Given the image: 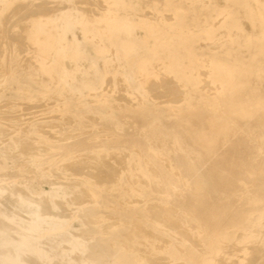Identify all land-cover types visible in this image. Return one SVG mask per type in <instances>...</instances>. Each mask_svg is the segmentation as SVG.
Here are the masks:
<instances>
[{
	"label": "rangeland",
	"instance_id": "rangeland-1",
	"mask_svg": "<svg viewBox=\"0 0 264 264\" xmlns=\"http://www.w3.org/2000/svg\"><path fill=\"white\" fill-rule=\"evenodd\" d=\"M41 1H42V3H41ZM0 2H1L0 3V29H1L0 30V37L3 36L2 40H3V42L5 41L4 42L5 44H3L2 40H0V45H1V47H0V50H1L0 51V55H1L0 56V63H1L0 66H3L7 72L6 76L4 78L0 77V100L2 98H7V99H11V100L13 98H15L12 101L15 104L12 103L11 105H9V107H7V106H6L7 108L4 107V110L2 112H0V114H1L0 116H2V115L8 116L10 118L9 120H11V121L8 120L9 122H7V123H9V125L2 122L1 126L3 129H5L4 130L5 131V139L4 140L10 139L12 137H17V136L19 139L23 140V141H20L18 143V149H20V150L17 152L18 156H17V160L15 163L17 166L20 165L21 163L23 165L28 164V163L19 161L20 158L30 156V154L33 153V151L37 152L38 149L40 150L41 147H43V145L44 146L52 145V143H46V142H40V143L28 142L27 139H28L29 135H26L25 129L29 130V132L36 133L38 135H40L42 133L41 137L45 136L48 138L50 137V139H55L57 141V143H55V145H53V146H57L58 148H60V146L62 145L59 139H61L63 137L64 138L72 137L71 140L74 139L73 141H75V142L72 141L73 143H71L69 147L63 146V148H61L58 151L59 152L57 154L58 156L57 155L56 156H57V158L60 159L62 157V155L64 156L65 153H67V151L70 148H72V146H73L78 151L83 150L82 152H86V153L88 152L90 154V157H92V158L88 157V159L87 158L84 159L85 161L84 160H77V161H73V162L64 161L65 165L67 167H68V165H70L69 168H73L75 170V171L72 170V172L70 171L69 172L70 175H66V177L70 178L67 181L68 182V186H67L68 192L72 195V197L76 196L75 198H77V199H75V198L74 199L77 200V202H82V201L89 200L88 199L89 193L83 187L79 188V186H77V183H75L76 180H74V179H76V177L79 178L81 176V175L76 174L77 170L78 171L80 170V172H82V173L88 171L87 173H89L91 176H93V180H96V179L98 180V178H101V180L99 179V181L107 182V181L112 180V177H114V176L116 178V175L113 174L116 171L121 170L125 167L129 168V167H131V165H133V161L128 162L127 159H125L122 155H120V157L116 156V158L113 157V155L112 156L110 155V158H112V159H110L109 157L102 156V155H101L102 157H100V158L96 157L95 153H93V152H95V150H93V149H98V148L101 149L102 147H107V146L112 147L114 145L113 147H115V146L120 147L121 146L120 148L122 149V151L123 152L125 151L124 153H126V151H127L126 148L129 149L130 147L131 148L136 147L137 150L139 149V151H141L143 153V161L144 162L147 161L150 163V161H152L153 167L151 165V168L154 170V168L156 167V169L158 168L159 170H162V171L166 168V165H164L163 160H161L159 157H157L155 155V153L161 154V155H163L165 153L163 155V157L168 154L169 156L167 155L168 157L166 156L165 158H170L174 162L176 167H178V168L182 167V168H180L181 171L183 172L184 176L187 179H189L191 182H193L195 180V178L198 175L197 173L201 172V173H199V175L196 179H199V181L201 183H204L205 191H207L205 194V198H200V196H199L198 201L195 202L194 201L195 194L193 192L187 190L181 182L177 181L175 178H172L171 175L165 173L164 174V182L161 184H153L152 188L147 190V192L149 191V193L147 194V192H146V196L148 197V195H149L150 200L151 201L153 200L152 202H155L153 198L156 199V202H160L159 199H161V198H162L161 201H164L165 199L167 200V201L166 200L165 201L169 205V207H166V208H169L168 210H166V208H165V210H161L160 209L161 207H159V206L156 208L150 209V213H154V211H155V213H154L155 219L158 221H154V222L151 220L147 221L146 219H148V217H147V214L145 213L142 205H140L138 207V209L140 211L137 209V210H134L135 212H133V210L132 211L129 209L127 210L125 208H123L125 210H122L123 206L121 204L116 209L107 208L108 210L107 209L105 210V212H104L105 216L104 217L105 218L107 217V218L103 222L104 224L101 225L102 230L105 229L104 232L110 231L113 223L118 222V216H120V215L122 216V214H123L122 217L127 219V221L129 220L130 222L128 221L125 224V226H123L124 228L121 227L119 229V230H121V231H119L120 234L118 231L115 233L116 237H117V241L119 242V244L123 243L122 245L129 246L132 243V241H130V240L133 239L135 234H138V228H136V227H139L137 224L140 221L141 223H144L145 225L147 224L146 226L147 227L149 226L148 228H150L154 233H157V235L160 238L163 237L162 239H164L165 241L168 238L171 239L169 241L167 240L169 243H168V246L165 249V251H156L155 256L157 258L156 257L151 258L152 262L156 260L155 261L156 263L153 262V264L154 263L155 264H160V263L165 264V262L167 261V260L164 261L165 256L171 257L172 260L177 264H180V263L203 264L205 262V260L208 259L204 255L203 246L202 247L199 246V239L198 238H197L198 240L191 239L192 237H191V234L188 230V227H184V224H180L181 222H180V219L178 217L179 215L182 214V212H183L182 210H185V211L189 210V211L194 212L196 214V216L202 222V225H203L202 229L204 232H203L201 238L205 242L207 247L212 249L213 253H212L210 259L213 260V263L215 262L214 264H216V263L220 264V262H221V264H231V263L232 264H249L247 259L250 258L249 259L250 261H252V260L254 261L255 259H252V258H254L255 255H256L257 259L259 258V256H261V257L258 260L256 259L255 260L256 262L255 261L254 262L249 261L250 264H253V263L254 264H264V260H263L264 259V249H263L264 248V224H261V221L264 220V146H261V144L264 145V122H263V125H261L260 124L261 121L259 122V120L253 119V122L251 125L252 127H248V129L250 131H252L254 134L252 136H249L248 138L246 136H238L237 137V142H240L243 144V145H241L243 150H245V147L247 148V152L242 154V158H241L240 163H242L243 166L240 168H235L232 166V157H231V153L229 152V149H231L232 146L230 147V141H229V137L227 135H222V146L225 148V151H223V154L221 151L220 152L221 155L219 154L220 155L219 157L218 156H214L215 158L208 157L207 154H205V152L204 153L200 152V154H199L198 151H196V149L194 147L196 145L191 141V139L189 140L190 136L188 138V136L182 130L183 129L182 127L186 128V129H188L190 127H194V126H195V128H200V127L202 128L204 125H206V126H208V128H211L213 126H209V123L211 124V123H215L217 121V120L213 119V112L214 113H217V112L220 113L221 111H226V112L230 111L231 108L233 107V103L229 100V97L227 96V94H221V92H219V90L217 91L215 89L208 88L206 86L207 84L204 85V83L201 81L200 74L198 75V73L192 72L187 77L186 73L180 71L179 69L182 66H184V64H183L184 58L183 57L164 55L163 52L165 50L163 48L162 51L158 50V52H159L158 55L151 57V58L155 59L154 63H148V62L142 63V61L144 59H146V57L141 56V59H140L139 56L135 57V56H128V55H124V56H122V55H118V56L117 55H109L108 57H106V60L108 62L106 63V65H102V66H100L99 64L91 63V62H86L84 59V56H72V57L68 56L64 60L65 63H63L60 60V56L62 55L63 51H65V50L71 51L72 50V42L70 40L68 41V38L72 37V12H71L72 11V0H0ZM20 3H22V4H20ZM60 3H62V4H60ZM35 4H37V5H35ZM39 4H42V5H39ZM43 4H44V6H43ZM38 6H40V7H38ZM43 7L44 8L46 7V8L44 9ZM47 9H49V10H47ZM33 10L36 13L35 12L33 13ZM20 14H21V16H20ZM23 14H24V16H23ZM36 14H38L39 16ZM28 16H29V18H28ZM8 17L10 20L8 19ZM27 18L29 19V20H27L28 23L25 20ZM8 20H9V23H6V21L8 22ZM21 21L23 24L25 23L26 25L23 26L21 24ZM1 22H2V24H1ZM13 22H16V23L18 22V25H20V26H15L16 23H13ZM64 22H66V23H64ZM38 23L41 26H37ZM61 23H64L65 27H66L63 34H61V32H60ZM21 25H22V27H21ZM4 26H5V29L3 28ZM19 27L22 28L21 31H20ZM25 27L27 29H25ZM8 29L10 30L11 33L13 31V33H15V34H10V36H9L10 32H8ZM1 31L5 35H3L1 33ZM22 31H24V32H22ZM16 33H17V35H16ZM19 33L20 34L22 33V35H26L27 37L26 36L24 37L26 39L25 40H24V38L22 39V37H23L22 35H20V37H19L20 39H18ZM8 37H9V39H8ZM4 38H6V39H4ZM21 39H22V41H20ZM7 40H9L8 41L9 43L7 44V46H5ZM13 40H15L16 43L13 42ZM23 41H26V42H23ZM57 42H58V44H57ZM22 43L23 44L25 43L24 46ZM26 45H27V47H26ZM17 46H19V49ZM29 46L32 48H29ZM7 47H9V48H7ZM25 47H26V49H25ZM4 50L8 53H6ZM20 50L22 51V54H20L21 53ZM23 50H24V53H23ZM35 51L37 53H35ZM13 52H16V53H13ZM51 52H52V54H51ZM7 54H8V56H7ZM30 54H31V56H30ZM25 56H27V58H25ZM131 57H133V58H131ZM138 58L141 60V66H143L142 73H139L138 72L139 70H136L137 65H136V63L133 62V61H135V59H138ZM129 59H130V61H129ZM4 60H5V62H4ZM31 61H32V63H31ZM144 61H146V60H144ZM168 61L170 63H168ZM26 62H28V63H26ZM35 62H36V65H35ZM5 63H6V65H5ZM24 63H26L27 65L26 64L24 65ZM132 63H134L135 66ZM71 64H72V67L78 69V72H77L76 77L72 78L71 80H68V79L63 77V74H62L63 73V66L66 65L69 68V67H71L70 66ZM119 64H121L122 66ZM164 68H166V71H164ZM101 69H102V71H101ZM112 69H114V70H112ZM160 74L161 75L165 74V76H174L175 81L178 82L179 84H181V82H183V81L188 82L189 85L192 86V88L190 89L189 102L187 101L188 99H186V100L184 99L181 102L179 101L178 104L177 103L176 104L171 103L170 101H172L175 98L178 99V96L172 95V97H170V93L168 94L169 90L171 89L170 86L166 87V85H165L164 88L158 89L160 91L154 90V92H157V94L153 92V89L149 90L150 85L152 83H154V81H158L161 78ZM118 76H119V78H122V79H119ZM204 79H207V78H204ZM118 80H122V81L119 82ZM208 80H212V77L209 76ZM105 81H107V82H105ZM108 82H109V84H108ZM201 84H203V85H201ZM123 85H125V86H123ZM199 85L204 86V88L203 87L200 88L202 92L200 91V89H198ZM165 88H167L166 90L168 92H166ZM209 90L212 93L209 92ZM254 90L257 91L260 89H254ZM262 90L264 92V89H262ZM120 91H122V92H120ZM206 91H208V92H206ZM162 92H164V94ZM165 92L168 94V95L167 94L166 95L169 96L172 100H170L169 97H166ZM89 93H90V95H89ZM98 93H100V94H98ZM117 93H119V94H117ZM120 93H121V95H120ZM160 93L162 95H165V97L161 98L162 95ZM203 93H205V94H203ZM6 94H7V97H6ZM153 94L158 95V97H160V98L157 99L158 97L156 95H155V97L152 96ZM194 94H196V95L193 96ZM212 94H213V96H212ZM119 95L123 96V98L125 97L124 100H123V98L121 99V97H119ZM209 96H210V98H208ZM29 97H31V98H29ZM86 97H88V98H86ZM138 97H139V99H138ZM152 97H154V98L152 99ZM87 100H89V101H87ZM125 100H126V102H128L127 104H126ZM158 100H160L161 102H159ZM167 100H170V101H167ZM29 101H31V102H29ZM90 101H92V102H90ZM78 102L80 103V105ZM26 103L31 104V105H28V108H27ZM36 103H38L39 106ZM40 103L42 104V106H40L41 105ZM52 103H54V104H52ZM66 103H68V104H66ZM77 103H78V105H77ZM111 103H113V104H111ZM195 103H197V104H195ZM74 104H76V105H74ZM200 104H202V105H200ZM140 105L141 106L143 105V107H140ZM196 105H197V107H196ZM199 105L202 108H200ZM24 106L28 110H25L26 108ZM29 106H30V108H29ZM71 106H72V108H70ZM111 106H113L114 108ZM115 106L118 108L117 110L115 109L116 108ZM171 106H173V107H171ZM36 107H39V108H36ZM98 107H100V108H98ZM128 107H129V109H128ZM156 107H158V108H156ZM164 107H167V108H164ZM226 107H228V108H226ZM85 108H87V109H85ZM103 108L104 109L106 108V109L104 110ZM136 108H137V110H136ZM149 108H151V109H149ZM173 108H174V110H173ZM196 108L197 109L200 108V109H198L199 111ZM125 109H127V110H125ZM143 109H144V112H143ZM146 109L148 110V112ZM64 110L65 111L67 110V112L65 113ZM157 110L159 111V113ZM167 110H169V111H167ZM249 110L252 111L253 114L260 115V111L264 113V104H256V103L250 104ZM174 111H176V112H174ZM177 111L178 112L180 111V112L178 113ZM4 112H6L7 115ZM11 112H13V113H11ZM34 112H37V113L35 114ZM85 112H86V114H85ZM170 112H173V113H170ZM189 112L190 113L193 112L194 114L192 113V115H191ZM185 113H187V114H185ZM27 114H28V116H27ZM59 114H61L60 118L57 117V116H59ZM19 115L22 116V118H24V119L26 117V119L25 120L23 119V121L18 120ZM37 115H38V117H36ZM173 115H176V117L173 118ZM262 115H264V114H262ZM67 116H69V117H67ZM30 117H32V118L29 119ZM126 117H129V118H126ZM196 117H200V119H196ZM65 118H67V120ZM122 118L124 120H122ZM187 118H188V120H187ZM79 119H81V120H79ZM155 119H156V122H155ZM77 120L80 122L79 124H77L78 123ZM87 120H88V122H87ZM112 120H114V121H112ZM118 120H119V122L122 121L121 122L122 124L117 123ZM126 120H127V122H126ZM111 121H112V123H111ZM185 121H190L192 126H189ZM50 122L55 123V125L53 123H50ZM61 122L66 124V125L62 124ZM148 122H150V124ZM162 122H163V124H162ZM166 122H168L169 124ZM123 123H124V125H123ZM127 123H129V124L127 125ZM171 123H173V124H171ZM24 124H25V126H27V125H29V126L25 127ZM41 124H44V125L49 124L50 126H52V124H53L54 127L52 126V127L48 128L47 126H43V128H42ZM56 124H57V126H56ZM98 125H100L101 127ZM132 125H133V127H132ZM170 125L173 128H171ZM174 125H175V127H174ZM31 126H33L32 128H34V129H32ZM45 127H47V128L45 129ZM99 127L101 129H99ZM106 127H108V128L106 129ZM28 128H30V129H28ZM67 128H69V129H67ZM135 128H136V130H135ZM23 129H24V131H23ZM17 131H20V132H18V135H17ZM57 131H58V135L56 134ZM75 131H77V132H75ZM117 131H119V132H117ZM45 132H46V134H45ZM73 132H75V133H73ZM255 132L258 134H256ZM59 133L63 134V135H60ZM64 133H68V134L64 135ZM76 133L79 136L76 135ZM104 133H105V135H103ZM110 133H112V134H110ZM71 134H72V136H71ZM173 134H174V136H173ZM11 135H13V136L11 137ZM19 135H21V136H19ZM53 135L55 136V138H52ZM66 135H67V137H66ZM132 135H134V136H132ZM145 135H148V136H145ZM59 136H61V137H59ZM74 136H76V137H74ZM96 136H97V139H96ZM136 136H137V138H135ZM1 138H2V136H1ZM22 138H24V139H22ZM90 138L91 139L93 138V139L90 140ZM105 138H108V139H105ZM182 138H183V140H182ZM101 139H103V140H101ZM184 139L186 141H184ZM89 140H90V142H89ZM58 141H59V143H58ZM165 141H166V143H165ZM191 142L193 145L189 144ZM245 142L247 144H249L250 146L249 147L244 146ZM144 143H145V145H144ZM22 144H23V146H21ZM29 144H30L31 148H30ZM168 145H169V147H168ZM190 145L192 146V148ZM150 146H151V148H150ZM261 147L263 148V151H262ZM5 149H7V145H5ZM28 150H29V152H28ZM149 150H150V152H149ZM157 150H160V151H157ZM164 150H165V152H164ZM91 151H92V153H91ZM192 151H193V153H192ZM261 152H262V154H261ZM179 154H180V157L177 156ZM203 154L205 156H203ZM20 155H22V156H20ZM170 155H171V157H170ZM195 155H197V156H195ZM94 156H95V158H94ZM121 156H122V158H124L126 160V162L124 159L121 158ZM144 156H146V157H144ZM193 156H194V158H193ZM201 156H202V158L203 157H205V158L202 159ZM178 157H179V159H178ZM184 157H185V159H184ZM220 157H221V159L223 158L222 163L220 162L221 160H219ZM245 157L248 158L246 163L244 161ZM108 158H109V160H108ZM103 159H105V160H103ZM146 159H148V160H146ZM207 159H209V160H207ZM106 160L108 162H106ZM186 160H187V162H186ZM191 160H192V162H191ZM218 160H219V162H218ZM79 161L82 163H80ZM215 161H217V162H215ZM18 162H20V163H18ZM93 162L95 165L93 164ZM96 162L98 164L97 167H96ZM103 162L107 163L108 165H106ZM111 163L116 165L118 170ZM126 163H129V165H127ZM187 163H189L190 165ZM206 163H207V165H206ZM214 163H216L217 165L222 164L223 166L222 165L216 166V164H214ZM86 164H87V166H86ZM124 164H126V165H124ZM201 164H203L202 166H206V167H201ZM120 165L122 166V168L120 167ZM113 166H114V169H113ZM191 166H193V167H191ZM210 166H215L216 171H215L214 167L210 168ZM80 167H81V169H80ZM217 167H218V169H217ZM101 168H102V170H101ZM105 168L106 169L108 168V169H107V172L105 170V173H104L103 170ZM204 168H206V169L208 168L207 171H205ZM220 168L221 169L225 168L226 170H224V171L228 172L227 175L225 173H223L224 172L223 170L221 172ZM111 169L113 171L115 169L116 170H115V172L112 171L113 173L111 174V171H108ZM209 169H210V171H209ZM16 170H17V168H16ZM16 170H13V173H15ZM196 170H198V171H196ZM217 170H219V171H217ZM92 171H93V173H92ZM212 171H213V173H212ZM106 173H110L112 175V177H111V175L106 174ZM59 174H61V173H58V175ZM75 174L78 176H76ZM105 174L107 176H105ZM213 174H215V176H212ZM71 175H75L76 177L73 176L74 179H72ZM195 175H196V177H195ZM60 176H62V175H60ZM200 177L201 178L203 177V178L201 179ZM215 177H217V181H216ZM115 178H113V180ZM205 179L208 182L205 181ZM211 179H213V180L209 181ZM218 179L220 181H218ZM214 181H216V184ZM243 181H244V183H242ZM245 181H247V182L245 183ZM252 181H253V184H251ZM209 182H212V183H210L211 186L209 185ZM220 182H222V183H220ZM206 184H208V185H206ZM218 184L220 185V187L217 186ZM164 185L165 186L168 185V186L165 187ZM213 186H214L215 190H214ZM222 186H224V187H222ZM251 186L254 188H252ZM74 187H75V189H74ZM154 187H156V188H154ZM158 187H160V188H158ZM216 187H218L220 190L218 188L216 189ZM165 188L167 189V191L165 190ZM71 189H72V192H71ZM153 189H154V191H153ZM181 190L183 191V193ZM159 191H161L162 194ZM174 191H177V192H174ZM178 191L181 193H179ZM240 191H243V192H240ZM245 191L246 192L249 191V193L248 192L246 193ZM170 192H171V194H170ZM216 192H218V193H216ZM250 192H252V193H250ZM76 194L77 195L80 194V195H78L79 198ZM159 194H161V195H159ZM209 194L211 195V197ZM222 195H224V196H222ZM244 195L246 196V198ZM111 197H112L111 195L107 196L106 200H105L107 203L106 205H109L110 207H112L113 204L114 205L116 204L114 197L113 198H111ZM249 198L251 199V201ZM110 199H111V202L108 203V201ZM243 200H245V201H243ZM246 200H247V202H246ZM174 203H175V206H173ZM240 204H241V206H240ZM170 208L173 209L174 211L171 210ZM176 208H178L181 213H178L177 211H175ZM244 208H246V210ZM247 209H249V211ZM110 210H112V211H110ZM125 211H126V213H125ZM143 211H144V213H143ZM170 211L172 212L171 213L172 216L170 215ZM121 212H122V214H121ZM111 213H112V216H111ZM94 214L97 215L96 211L92 210L90 213L91 218L89 220V222H91L90 223L91 226H93L92 222H94L93 217L96 216ZM114 214H115V216H113ZM238 214H241V215H238ZM136 215H138V216H136ZM160 215H162L163 220H162V217ZM237 215H238V217H237ZM125 216L128 218H126ZM142 216H144V218H142ZM110 218H112V219H110ZM132 218H133V220H132ZM91 219H92V221H91ZM111 220L115 221V222H112ZM229 220H230V222H229ZM107 221H109V222H107ZM142 221H144V222H142ZM110 222H111V224H110ZM168 222H171V223L173 222V223L171 224ZM174 222H176V223L174 224ZM181 227L183 230L185 228L186 229L183 231L181 229ZM164 229H168V230H164ZM175 230L176 231L178 230V231L176 232ZM262 230H263V232H262ZM130 231H132V232H130ZM173 231H175V232H173ZM174 233H176V234H174ZM182 233H184V234H182ZM212 233H213V235H212ZM178 235H180V236H178ZM183 235H185V236H183ZM187 235H188V237H187ZM175 236L176 237L177 236L182 237V239L176 238ZM212 236H213V238H211ZM125 240H128V241H125ZM196 242H198V244ZM126 243H128V245ZM175 243H177V244H175ZM106 244H107L106 245V251L109 254H107L105 256V259H106V261L107 260L111 261L112 258L114 256H116L119 252L114 248L112 249L108 239L106 240ZM174 244L176 245L177 249H176ZM233 244H234V246H233ZM177 245H179L180 247ZM188 246H190L192 249L190 247L188 248ZM256 246H258V248H260L261 250L263 249V250L261 251ZM199 247L202 249V251ZM252 247H253V249H252ZM254 247H256V248H254ZM197 248H198V250H197ZM171 249H173V250H171ZM257 249H258V251H256ZM218 250H220L221 253H218L217 252ZM253 250H255V252H253ZM233 251H234V253H233ZM170 252H171V254H170ZM256 252L258 253L259 256L257 255ZM186 253H188V254H186ZM228 253L231 255H229ZM201 254H202V257H201ZM260 254H262V255H260ZM251 256H253V257H251ZM109 257H111V258H109ZM159 257L160 258L162 257V259H160ZM218 259H220V260H218Z\"/></svg>",
	"mask_w": 264,
	"mask_h": 264
},
{
	"label": "bare ground",
	"instance_id": "bare-ground-1",
	"mask_svg": "<svg viewBox=\"0 0 264 264\" xmlns=\"http://www.w3.org/2000/svg\"><path fill=\"white\" fill-rule=\"evenodd\" d=\"M91 1V0H90ZM99 1V0H98ZM216 1V0H215ZM6 2V1H5ZM38 2V1H37ZM47 2V1H46ZM74 2V1H73ZM147 2V1H146ZM149 2V1H148ZM214 2V1H213ZM218 2V1H216ZM221 2V1H219ZM1 3V2H0ZM4 3V2H3ZM42 3V1H41ZM76 3V2H75ZM82 3V2H81ZM137 3V2H136ZM234 3V2H233ZM22 4V3H20ZM26 4V3H25ZM24 4V5H25ZM46 4V3H45ZM48 4V3H47ZM50 4V3H49ZM62 4V3H60ZM73 4V3H72ZM88 4V3H87ZM99 4V3H98ZM221 4V3H220ZM17 5V4H16ZM29 5V4H28ZM37 5V4H35ZM39 5H42V4H39ZM81 5V4H80ZM103 5V4H102ZM139 5V4H138ZM227 5V4H226ZM3 6V5H2ZM19 6V5H18ZM44 6V4H43ZM46 6V5H45ZM74 6V5H73ZM91 6V5H90ZM100 6V5H99ZM129 6V5H128ZM141 6V5H140ZM146 6V5H145ZM181 6V5H180ZM233 6V5H232ZM17 7V6H16ZM25 7V6H24ZM40 7V6H38ZM93 7V6H92ZM101 7V6H100ZM135 8V6H133ZM158 7V6H157ZM219 7V6H218ZM13 8V7H12ZM44 8V7H43ZM46 8V7H45ZM44 8V9H45ZM49 8V7H48ZM66 8V7H65ZM140 8V7H139ZM144 8V7H143ZM26 9V8H25ZM40 9V8H39ZM120 9V8H119ZM37 10V9H36ZM42 10V9H41ZM40 10V11H41ZM49 10V9H47ZM62 10V9H61ZM142 10V9H141ZM156 10V9H154ZM205 10V9H204ZM25 11V10H24ZM27 11V10H26ZM38 11V10H37ZM52 11V10H51ZM104 11V10H103ZM136 11V10H135ZM237 11V9L235 10ZM3 12V11H2ZM19 12V11H18ZM35 11L33 10V13ZM44 12V11H43ZM72 12V11H71ZM21 13V12H20ZM23 13V12H22ZM36 13V12H35ZM50 13V12H49ZM48 13V14H49ZM77 13V12H76ZM91 13V12H90ZM6 14V13H5ZM44 14V13H43ZM47 14V15H48ZM102 14V13H101ZM234 14V13H233ZM13 15V14H12ZM11 15V16H12ZM16 15V14H15ZM18 15V14H17ZM32 15V14H31ZM38 15V14H36ZM85 15V14H84ZM88 15V14H87ZM91 15V14H90ZM94 15V14H93ZM215 15V14H214ZM10 16V17H11ZM21 16V14H20ZM24 16V14H23ZM33 16V15H32ZM39 16V15H38ZM41 16V15H40ZM96 16V15H94ZM105 16V14H104ZM127 16V15H126ZM143 16V15H142ZM19 17V16H18ZM86 17V16H85ZM90 17V16H89ZM128 17V16H127ZM167 17V16H166ZM2 18V17H1ZM25 18V17H24ZM29 18V16H28ZM25 19L26 22L28 23L27 20L29 19ZM43 18V17H42ZM48 18V17H47ZM97 18V17H96ZM101 18V17H100ZM169 18V16H168ZM167 18V19H168ZM173 18V17H172ZM188 18H191V17H188ZM194 18V17H193ZM9 19V17H8ZM12 19V18H11ZM17 19V18H16ZM33 19V18H32ZM91 19V17H90ZM93 19V18H92ZM130 19V18H129ZM186 19V18H185ZM10 20V19H9ZM9 20L8 22L6 21V23H9ZM35 20V19H34ZM133 20V19H132ZM151 20V19H150ZM154 20V19H153ZM183 20V19H182ZM198 20V18L196 19ZM13 21V20H12ZM23 21V20H22ZM21 21V24L23 26H25L26 24L22 23ZM49 21V20H48ZM54 21V20H53ZM65 21V20H64ZM93 21V20H92ZM168 21V20H167ZM193 21V19H192ZM191 21V22H192ZM136 22V21H135ZM149 22V21H148ZM163 22V21H162ZM174 22V21H173ZM176 22V21H175ZM186 22V21H184ZM13 23H16V22H13ZM66 23V22H64ZM64 23H61V34L64 33V30H65V24ZM2 24V22H1ZM17 24V25H16ZM15 24V26H20L18 25V22ZM134 24V23H133ZM136 24V23H135ZM171 24V23H170ZM179 24V23H178ZM177 24V25H178ZM191 24V23H190ZM209 24V23H208ZM21 25V27H22ZM47 25V24H46ZM59 25V24H58ZM75 25V24H74ZM147 25V24H146ZM165 25V24H164ZM188 25H189V22H188ZM187 25V26H188ZM192 25V24H191ZM203 25V24H202ZM3 26V25H2ZM37 26H41L39 23L37 24ZM128 26V25H127ZM140 26V25H139ZM60 27V26H59ZM130 27V26H129ZM132 27V26H131ZM137 27V26H136ZM149 27V26H148ZM161 27V26H160ZM173 28H175L174 26H172ZM191 27V26H190ZM207 27V26H206ZM2 28V27H1ZM5 29V26L3 27ZM8 28V27H7ZM24 28V27H23ZM29 28V27H28ZM128 28V27H127ZM187 28V27H186ZM20 31L22 28H20ZM25 29H27L25 27ZM36 29V28H35ZM59 29V28H58ZM126 29V27H125ZM152 29V28H151ZM176 29V28H175ZM185 29V28H184ZM189 29V28H188ZM245 29V28H243ZM1 30V29H0ZM7 30V29H6ZM24 30V29H23ZM37 30V29H36ZM129 30V29H128ZM136 30V29H135ZM138 30V28H137ZM162 30V29H160ZM26 31V30H25ZM38 31V30H37ZM133 31V30H132ZM221 31V30H220ZM223 31V30H222ZM4 32V31H3ZM8 32H10V30L8 29ZM24 32V31H22ZM27 32V31H26ZM42 32V31H41ZM215 32V31H214ZM250 32V31H249ZM2 33V31H1ZM125 33V32H124ZM130 33V32H129ZM141 33V32H140ZM205 33V32H204ZM222 33V32H221ZM247 33V32H246ZM3 34V33H2ZM10 34H15L10 32L9 33V36ZM139 34V33H138ZM220 34V33H219ZM218 34V35H219ZM257 34V33H256ZM5 35V34H3ZM17 35V33H16ZM20 35H22V33L18 35V39H20ZM197 35V34H196ZM204 35V34H203ZM8 36V35H7ZM22 39L26 36V35H22ZM81 36V35H80ZM131 36V35H130ZM153 36V35H152ZM156 36V35H155ZM191 36V35H190ZM198 36V35H197ZM5 37V36H4ZM27 37V36H26ZM36 37V36H35ZM175 37V36H174ZM178 37V36H177ZM244 37V36H243ZM3 36L0 37V40H2ZM76 38V37H75ZM80 38V37H79ZM87 38V37H86ZM141 38V37H140ZM259 38V37H258ZM6 39V38H4ZM9 39V37H8ZM22 39L20 41H22ZM26 38H24L25 40ZM81 39V38H80ZM89 39V38H88ZM125 39V38H124ZM204 39V38H203ZM17 40V39H16ZM120 40V39H119ZM133 40V39H131ZM130 40V41H131ZM136 41L138 39H135ZM133 40V42L135 41ZM200 40V39H199ZM9 40H7L6 42V45L9 43L8 42ZM11 41V40H10ZM5 42V41H4ZM2 40V43L5 44ZM12 42V41H11ZM13 42H15V40H13ZM23 42H26V41H23ZM120 42V41H119ZM138 42V41H137ZM153 42V41H152ZM161 42V41H160ZM16 43V42H15ZM118 43V42H117ZM135 43V42H134ZM190 43V42H189ZM198 43V42H197ZM220 43V42H219ZM2 44V45H3ZM23 44V43H22ZM25 44V43H24ZM23 44V46H24ZM27 44V43H26ZM58 44V42H57ZM136 44V43H135ZM134 44V45H135ZM139 44V43H138ZM231 44V43H230ZM21 45V44H20ZM19 45V46H20ZM28 45V44H27ZM26 45V47H27ZM55 45V44H54ZM171 45V44H170ZM178 45V44H177ZM204 45V44H203ZM218 45V43L216 44ZM9 46V45H8ZM19 46L18 49H19ZM96 46V45H95ZM139 46V45H138ZM159 46V44H158ZM186 46V45H185ZM1 47V45H0ZM10 47V46H9ZM7 47V48H9ZM25 47V49H26ZM60 47V46H59ZM149 47V46H148ZM178 47V46H177ZM189 47V46H188ZM197 47V46H196ZM202 47V45H201ZM204 48L206 47L205 45L203 46ZM239 47V46H237ZM236 47V49H238ZM5 48V47H4ZM29 48H32L29 46ZM94 48V47H93ZM97 48V47H95ZM118 48H119V45H118ZM173 48V47H172ZM2 49V48H1ZM21 49V48H20ZM86 49V48H85ZM138 49V48H137ZM157 49V47H156ZM163 49V48H162ZM176 49V48H175ZM6 50V49H5ZM4 50V51H5ZM52 50V49H51ZM173 50V49H172ZM193 50V49H192ZM1 51V50H0ZM8 51V50H7ZM18 51V50H17ZM16 51V52H17ZM21 51V50H20ZM119 51V50H118ZM121 51V50H120ZM139 51V50H138ZM141 51V50H140ZM162 51V50H161ZM169 51V50H168ZM6 52V51H5ZM16 52H13V53H16ZM72 50L69 51V50H65L63 51L62 55L60 56V60L64 62V60L66 59V57L68 56H75L74 53L72 54ZM148 52V51H147ZM237 52V51H236ZM8 53V52H6ZM23 53H24V50H23ZM35 53H37L35 51ZM90 53V52H89ZM88 53V54H89ZM102 53V52H101ZM139 53V52H138ZM205 53V52H204ZM2 54V53H1ZM22 54V51L21 53ZM52 54V52H51ZM122 54V52L120 53ZM142 54H143V51H142ZM168 54V53H167ZM202 54V53H201ZM91 55V54H90ZM140 55V54H139ZM172 55V54H171ZM238 55V54H236ZM1 56V55H0ZM5 56V55H4ZM8 56V54H7ZM31 56V54H30ZM93 57V56H92ZM97 57V56H96ZM25 58H27V56H25ZM51 58V57H50ZM59 58V57H58ZM133 58V57H131ZM188 58V57H187ZM33 59V58H32ZM98 59V58H97ZM139 59V58H138ZM238 59V58H237ZM242 59V58H241ZM263 59V58H262ZM27 60V59H26ZM30 60V59H29ZM28 60V61H29ZM134 60V59H133ZM189 60V59H188ZM200 60V59H199ZM240 60V59H239ZM130 61V59H129ZM138 61V60H137ZM5 62V60H4ZM3 62V63H4ZM45 62V61H44ZM51 62V61H50ZM238 62V61H237ZM245 62V60H244ZM263 62V61H262ZM28 63V62H26ZM24 63V65L26 64ZM32 63V61H31ZM158 63V62H157ZM156 63V64H157ZM206 63V62H205ZM228 63V62H227ZM250 63V62H249ZM1 64V63H0ZM8 64V63H7ZM134 64V63H132ZM159 64V63H158ZM208 64V63H207ZM244 64V63H242ZM6 65V63H5ZM27 65V64H26ZM33 65V64H32ZM35 65H36V62H35ZM46 65V64H45ZM115 65V64H114ZM121 65V64H119ZM154 65V64H153ZM180 65V64H179ZM71 67H67L66 65L63 66V77L68 79V80H71L72 78L76 77L77 75V72H78V69L72 67V64L70 65ZM89 66V65H88ZM109 66V65H108ZM116 66V65H115ZM122 66V65H121ZM135 66V65H134ZM258 66V65H257ZM256 66V67H257ZM25 67V66H24ZM27 67V66H26ZM45 67V66H44ZM85 67V66H84ZM256 67H253L254 70L256 69ZM52 68V67H51ZM115 68V67H114ZM155 68V67H154ZM7 69V68H6ZM54 69V68H53ZM242 69V68H241ZM246 69V68H245ZM249 68H247L248 70ZM8 70V69H7ZM56 70V69H55ZM114 70V69H112ZM121 70V69H120ZM132 70V69H131ZM201 70V69H200ZM253 70V72H254ZM135 71V70H134ZM207 71V69H206ZM231 71V70H230ZM237 71H240V70H237ZM256 71V70H255ZM120 72V71H119ZM123 72V71H122ZM200 72V71H199ZM251 76V72L248 71ZM6 70L4 69L3 66H0V77L4 78L6 76ZM55 73V72H54ZM187 73V72H186ZM206 73V72H204ZM241 73V72H240ZM244 73V72H243ZM61 74V73H60ZM134 74V73H133ZM229 74V73H228ZM121 75V74H120ZM119 75V76H120ZM161 75V74H160ZM200 75H201V72H200ZM243 75V74H242ZM247 75V76H248ZM118 76V78H119ZM206 76V75H205ZM231 76V75H230ZM245 76V75H244ZM160 78V77H159ZM61 79V78H60ZM107 79V78H106ZM119 79H122V78H119ZM2 80V79H1ZM36 80V79H35ZM54 80V79H53ZM39 81V80H38ZM119 82L122 81V80H118ZM141 81V80H140ZM202 81V80H201ZM253 81V80H252ZM107 82V81H105ZM118 82V83H119ZM153 82V81H152ZM54 83V82H53ZM147 83V82H146ZM145 83V84H146ZM234 83V82H233ZM252 83V82H251ZM255 83V82H254ZM107 84V83H106ZM109 84V82H108ZM124 84V83H123ZM151 84V83H150ZM208 84V83H206ZM229 84V83H228ZM250 84V83H249ZM66 85V84H65ZM64 85V86H65ZM119 85V84H118ZM166 85V87L170 86L171 89L169 90V92L166 90L167 88H165L166 92H168V94L170 93V97L173 96H178V99L175 98V99H171L169 96H167L168 94L165 92V95L166 97H169L170 100H167V101H170L171 103H177L184 99H186V90L183 89L182 85L179 84L178 82L172 80V77H166L165 74L161 75V78L158 80V81H154V83H152L150 85V88L149 90H152L153 89V92L154 90L156 91H160L158 89L160 88H164ZM202 85V84H201ZM205 85V84H204ZM227 85V84H226ZM17 86V85H16ZM122 86V85H121ZM125 86V85H123ZM142 86V85H141ZM149 86V85H148ZM207 86V85H206ZM209 86V85H208ZM207 86V87H208ZM230 86V85H229ZM254 86V85H253ZM112 87V86H111ZM202 87V86H201ZM216 87H218L216 85ZM251 87V86H250ZM264 87V86H263ZM16 88V87H15ZM67 88V87H66ZM105 88V87H104ZM103 88V89H104ZM144 88V87H143ZM147 88V89H148ZM204 88V86H203ZM202 88V89H203ZM210 88V86L208 87ZM219 88V87H218ZM200 89V88H198ZM212 89V88H211ZM229 89V88H228ZM58 90V89H57ZM56 90V91H57ZM148 90V91H149ZM218 91V89H216ZM7 91V90H6ZM147 91V90H146ZM171 91V92H170ZM201 91V89H200ZM199 91V92H200ZM214 91V90H213ZM4 92V91H3ZM90 92V91H89ZM99 92V91H98ZM106 92V91H105ZM122 92V91H120ZM197 92V91H196ZM202 92V91H201ZM204 92V91H203ZM208 92V91H206ZM209 92H211L209 90ZM239 92V91H238ZM148 93V92H147ZM157 94V92H154ZM159 93V92H158ZM164 94V92H162ZM212 93V92H211ZM210 93V94H211ZM63 94V93H62ZM69 94V93H68ZM67 94V95H68ZM100 94V93H98ZM109 94V93H108ZM119 94V93H117ZM145 94V93H144ZM152 94V93H151ZM155 94V95H156ZM161 94V93H160ZM205 94V93H203ZM202 94V95H203ZM42 95V94H41ZM87 95V94H86ZM90 95V93H89ZM93 95V94H92ZM97 95V94H96ZM121 95V93H120ZM121 99L123 98V96H120ZM155 95L153 94L152 96L155 97ZM162 95V94H161ZM160 95V96H161ZM165 95H162V97H165ZM196 94H194L193 96H195ZM11 96V95H10ZM28 96V95H27ZM30 96V95H29ZM45 96V95H44ZM47 96V95H46ZM65 96V95H64ZM135 96V95H134ZM158 97V95H156ZM180 96V97H179ZM205 96V95H204ZM213 96V94H212ZM211 96V97H212ZM215 96V95H214ZM6 97H7V94H6ZM66 97V96H65ZM117 97V96H116ZM118 97V98H119ZM152 97V99L154 98ZM156 97V98H157ZM206 97V96H205ZM31 98V97H29ZM35 98V97H34ZM33 98V99H34ZM42 98V97H41ZM52 98V97H51ZM88 98V97H86ZM103 98V97H102ZM106 98V97H105ZM108 98V97H107ZM125 98V97H124ZM123 98V100H124ZM160 97H158L157 99H159ZM174 98V97H173ZM210 98V96L208 97ZM258 98V97H257ZM15 99V98H13ZM13 99H7V98H2L0 100V112H2L4 110V107H9V105H11L13 102ZM17 99V98H16ZM26 99V98H25ZM36 99V98H35ZM79 99V98H78ZM120 99V98H119ZM127 99V98H126ZM139 99V97H138ZM217 99V98H216ZM27 100V99H26ZM76 100V99H75ZM74 100V101H75ZM218 100V99H217ZM40 101V100H39ZM89 101V100H87ZM93 101V100H92ZM90 101V102H92ZM120 101V100H119ZM159 102H161L160 100H158ZM235 101V100H234ZM25 102V101H24ZM31 102V101H29ZM109 102V101H108ZM111 102V101H110ZM126 102V100H125ZM130 102V101H129ZM139 102V101H138ZM193 102V101H192ZM196 102V101H195ZM208 102V101H207ZM206 102V103H207ZM221 102V101H220ZM219 102V103H220ZM236 102V101H235ZM240 102V101H239ZM55 103V102H54ZM52 103V104H54ZM70 103V102H69ZM72 103V102H71ZM79 103V102H78ZM77 103V105H78ZM128 102H126L127 104ZM140 103V102H139ZM170 103V104H171ZM194 103V102H193ZM204 103V102H203ZM212 103V102H211ZM214 103V102H213ZM223 103V102H222ZM15 104V103H13ZM24 104V103H23ZM27 104V108H28V105H31V104ZM25 104V105H26ZM38 105V103H36ZM35 104V105H36ZM41 104V103H40ZM64 104V103H63ZM68 104V103H66ZM113 104V103H111ZM115 104V103H114ZM120 104V103H119ZM130 104V103H129ZM141 104V103H140ZM197 104V103H195ZM205 104V103H204ZM208 104V103H207ZM50 105V104H49ZM76 105V104H74ZM80 105V103H79ZM88 105V104H87ZM118 105V104H117ZM202 105V104H200ZM199 105V107H200ZM227 105V104H226ZM230 105V104H229ZM235 105V104H234ZM39 106V105H38ZM42 106V104L40 105ZM114 106V105H113ZM111 106V107H113ZM191 106V105H190ZM195 106V105H194ZM228 106V105H227ZM238 106V105H237ZM243 106V105H242ZM240 106V107H242ZM6 107V108H7ZM23 107V106H22ZM25 107V106H24ZM32 107V106H31ZM61 107V106H60ZM91 107V106H90ZM95 107V106H94ZM105 107V106H104ZM116 107V106H115ZM121 107V106H120ZM127 107V106H126ZM140 107H143V105ZM173 107V106H171ZM177 107V106H176ZM188 107V106H187ZM197 107V105H196ZM207 107V106H206ZM218 107V106H217ZM229 107V106H228ZM226 107V108H228ZM11 108V107H10ZM26 108V107H25ZM25 109V110H28V109ZM30 108V106H29ZM36 108H39V107H36ZM72 108V106L70 107ZM100 108V107H98ZM108 108V107H107ZM114 108V107H113ZM122 108V107H121ZM135 108V107H134ZM158 108V107H156ZM164 108H167V107H164ZM175 108V107H174ZM173 108V110H174ZM183 108V107H182ZM192 108V107H191ZM202 108V107H200ZM198 108V109H200ZM247 108V107H246ZM16 109V108H15ZM87 109V108H85ZM104 109V108H103ZM102 109V110H103ZM106 109V108H105ZM104 109V110H105ZM116 110L118 109L117 107L115 108ZM129 109V107H128ZM151 109V108H149ZM179 109V108H178ZM197 109V108H196ZM197 109V110H198ZM222 109V108H221ZM24 110V109H23ZM101 110V111H102ZM103 110V111H104ZM127 110V109H125ZM135 110V109H134ZM137 110V108H136ZM147 110V109H146ZM190 110V109H189ZM210 110V109H209ZM18 111V110H17ZM16 111V112H17ZM65 111V110H64ZM122 111V110H121ZM150 111V110H149ZM158 111V110H157ZM169 111V110H167ZM199 111V110H198ZM220 111V110H219ZM233 111V110H232ZM60 112V111H59ZM62 112V111H61ZM67 112V110L65 111V113ZM100 112V111H99ZM112 112V111H111ZM143 112H144V109H143ZM148 112V110H147ZM155 112V111H154ZM176 112V111H174ZM178 112V111H177ZM180 112V111H179ZM178 112V113H179ZM183 112V111H182ZM209 112V111H208ZM212 112V111H211ZM225 111H223L224 113ZM231 112V110H230ZM237 112V111H236ZM261 112V111H260ZM6 114V112H4ZM8 113V112H7ZM13 113V112H11ZM35 114L37 112H34ZM57 113V112H56ZM150 113V112H149ZM159 113V111H158ZM170 113H173V112H170ZM184 113V112H183ZM190 113V112H189ZM193 113V112H192ZM192 113H190L192 115ZM196 113V112H195ZM214 113V112H213ZM218 113V112H217ZM240 113V112H239ZM247 113V112H246ZM3 114V113H2ZM70 114V113H69ZM75 114V113H74ZM86 114V112H85ZM103 114V113H102ZM120 114V113H119ZM127 114V113H126ZM130 114V113H129ZM147 114V113H146ZM156 114V113H155ZM187 114V113H185ZM194 114V113H193ZM226 114V112H225ZM264 114V113H263ZM1 115V114H0ZM7 115V114H6ZM30 115V114H29ZM32 115V114H31ZM44 115V114H43ZM57 115V114H56ZM67 115V114H66ZM76 115V114H75ZM105 115V114H104ZM122 115V114H121ZM162 115V114H161ZM178 115V114H177ZM238 115V114H237ZM242 115V114H241ZM256 115V114H255ZM262 115V114H261ZM11 116V115H10ZM24 116V115H23ZM26 116V115H25ZM28 116V114H27ZM170 116V115H169ZM186 116V115H185ZM226 116V115H225ZM233 116V115H232ZM263 116V115H262ZM38 117V115L36 116ZM56 117V116H55ZM57 117H61V114H59V116ZM69 117V116H67ZM96 117V116H95ZM113 117V116H112ZM168 117V116H167ZM176 117V115H173V118ZM178 117V116H177ZM228 117V116H227ZM16 118V117H15ZM32 117H30L29 119H31ZM49 118V117H48ZM73 118V117H72ZM91 118V117H90ZM114 118V117H113ZM126 118H129V117H126ZM132 118V117H131ZM144 118V117H143ZM154 118V117H153ZM229 118V117H228ZM10 118L8 116H0V264H153V262L155 261H151V258H154L156 257L155 256V253L156 251H165V249L167 248L168 246V241L171 240V239H167L166 241L162 238H160L157 233H154L150 228H148L144 223H141L140 221L138 222V226L139 227H136L138 228V234H135V236L133 237L132 240V243L129 245V246H125V245H122V244H119V242L117 241V237H116V232L118 231H121L119 230L121 227L125 226V224L129 221H127V219H125L122 214V216H118V222L117 223H113L112 225V228L110 229V231L108 232H104L105 229L102 230V224H104L103 222L106 220V218L104 217V212L107 208H113V209H116L119 205L122 204V210H125V209H129V210H133V212H135L134 210H137L138 207L140 205H142V207L144 208V211L145 213L147 214V217L148 219H146L147 221L148 220H151V221H158L155 219V211L154 213H150V209L152 208H156V207H161L160 209L161 210H165L166 207H169L168 203L164 200V201H161V199H159L160 202H156V199H154L155 202H152L149 198V195L148 197L146 196V192L147 190H149L150 188H152L153 184H161L164 182V174L167 173L169 175H171L172 178H175L177 181L181 182L185 188L191 192H193L195 194L194 196V201L197 202L198 201V198L200 196V198H205V194L207 191H205V186H204V183H201L199 181V179H196L199 175V173L201 172H196L198 175L196 177L195 175V180L193 182H191L189 179H187L183 172L181 171L180 168L176 167V165L174 164V162L170 159V158H165L166 156L163 157V155L161 154H157L155 153V155L157 157H159L161 160H163V163L164 165H166V168L162 171V170H159L158 168L156 169V167L154 168V170L151 168V165H152V161L149 162H144L143 161V153L141 151H139V149L137 150V148H126L127 151L126 153H124L122 151V149L120 147H102L101 149L98 148V149H93L95 150V156L96 157H102V156H105V157H109L110 158V155L113 157L116 158V156H119L122 155L125 159H127V161H133V165H131V167L129 168H123L121 170H118V168L116 167V165H114L116 167V169L118 171L115 172V170L113 171L112 169L111 170H108V171H111V174L113 172V174L116 175V178L115 176L112 177V175L110 173H106V174H109L111 175L112 177V180L110 181H107V182H101L99 181V179L101 180V178H98V180H93V176H91L89 173L87 172H80V170L76 171V174L78 175H81L79 178H77L76 176L78 175H71L72 176V179L73 176L76 177V182L77 183V186H79V188L83 187L85 190L88 191L89 195H88V199L87 201H82V202H77V198L75 197H72V195L68 192V180L70 179L69 177H66V175H70V171L72 172V170H74L73 168H69L70 165H68V167L65 165V162L64 161H70V162H73V161H77V160H84V159H88V157H90V154L86 153V152H82V151H78L76 150L73 146L72 148H70L67 153H65V155L59 159L57 158V154L59 153L58 151L63 148V146H70L71 143L75 142L72 139V137L70 138H61L59 139L60 142H61V146L60 148H58L57 146H53L55 145V143H57V141L55 139H50V137H41V134L38 135L36 133H32V132H29V130L25 129L26 130V135H29L28 136V139L27 141L28 142H34V143H40V142H46V143H52V145H48V146H44L41 147V149L37 152H34L30 154V156H26V157H23V158H20L19 161H22V162H25V163H28L27 165H23L22 163L20 165H16V160H17V152L20 150L18 149V143L20 141H23L21 139L17 137H12L13 135H11L12 138L10 139H5V129L2 128L1 126V123H6L7 125H9V120ZM24 118H22V116H18V120H21L23 121ZM26 119V117H25ZM24 119V120H25ZM38 119V118H37ZM67 120V118H65ZM83 119V118H82ZM112 119V118H111ZM159 119V118H158ZM161 119V118H160ZM168 119V118H167ZM185 119V118H184ZM208 119V118H207ZM211 119V118H210ZM234 120V118H232ZM237 119V118H236ZM9 120V121H8ZM81 120V119H79ZM85 120V119H84ZM91 120V119H90ZM94 120V119H93ZM122 120H124L122 118ZM142 120V119H141ZM34 121V120H33ZM75 121V120H74ZM78 121V120H77ZM110 121V120H109ZM114 121V120H112ZM111 121V123H112ZM174 121V120H173ZM25 122V121H24ZM48 122V121H47ZM68 122V121H67ZM82 122V121H81ZM88 122V120H87ZM90 122V121H89ZM122 121L118 122L117 123H121ZM127 122V120H126ZM154 122V121H153ZM155 122H156V119H155ZM189 126H192L191 122L190 121H185ZM238 122V121H236ZM260 122V120H259ZM29 123V122H28ZM50 123H53V122H50ZM62 123V122H61ZM69 123V122H68ZM80 122L78 121L77 124H79ZM83 123V122H82ZM103 123V122H102ZM101 123V124H102ZM125 123V122H124ZM123 123V125H124ZM150 124V122H148ZM168 123V122H166ZM184 123V122H183ZM232 123V122H231ZM55 125V123H53ZM52 124V126H53ZM64 124V123H62ZM61 124V125H62ZM84 124V123H83ZM82 124V125H83ZM109 124V123H108ZM122 124V123H121ZM129 123H127L128 125ZM135 124V123H134ZM163 124V122H162ZM169 124V123H168ZM173 124V123H171ZM175 124V123H174ZM198 124V123H197ZM224 124V123H223ZM229 124V123H228ZM234 124V122L232 123ZM261 124V123H260ZM6 125V126H7ZM13 125V124H12ZM35 125V124H34ZM59 125V124H58ZM66 125V124H64ZM73 125V124H72ZM81 125V124H80ZM85 125V124H84ZM89 125V124H88ZM112 125V124H111ZM180 125V124H179ZM178 125V126H179ZM226 125V124H225ZM230 125V124H229ZM244 125V124H243ZM262 125V124H261ZM25 126V124H24ZM29 126V125H27ZM25 126V127H27ZM43 126H47L48 128L49 127H52L50 126L49 124L48 125H44V124H41V127L43 128ZM57 126V124H56ZM60 126V125H59ZM74 126V125H73ZM100 126V125H98ZM105 126V125H104ZM113 126V125H112ZM130 126V125H129ZM138 126V125H137ZM146 126V125H145ZM209 126H210V123H209ZM213 126V125H212ZM239 126V125H238ZM13 127V126H12ZM33 126H31L32 128ZM45 127V129L47 128ZM54 127V126H53ZM91 127V126H90ZM93 127V126H92ZM101 127V126H100ZM99 127V129H101ZM133 127V125H132ZM167 127V126H166ZM171 127V125H170ZM175 127V125H174ZM195 127V126H194ZM214 127V126H213ZM210 128L208 129L207 131H195V132H191L189 130H186V132L189 134H187L189 140L191 139V141L196 145L198 146L199 148H201L203 150V153L205 152V154H207L208 157H211V158H215L214 156H220V152L219 150L221 151L220 147H222V135L225 133V130L223 128V125H222V122L221 121H218V126L215 127V128ZM241 127V126H240ZM16 128V127H15ZM62 128V127H61ZM70 128V127H69ZM67 128V129H69ZM75 128V127H74ZM98 128V127H97ZM108 127H106L107 129ZM110 128V127H109ZM114 128V127H113ZM138 128V127H137ZM173 128V127H171ZM177 128V127H176ZM180 128V127H179ZM236 128V127H235ZM17 129V128H16ZM21 129V128H20ZM30 129V128H28ZM34 129V128H32ZM31 129V130H32ZM84 129V128H83ZM96 129V128H95ZM134 129V128H133ZM163 129V128H162ZM170 129V128H169ZM237 129V128H236ZM244 129V128H243ZM246 129V128H245ZM12 130V129H11ZM40 130V129H39ZM44 130V129H43ZM42 130V131H43ZM48 130V129H47ZM52 130V129H51ZM74 130V129H73ZM78 130V129H77ZM82 130V129H81ZM119 130V129H118ZM127 130V129H126ZM136 130V128H135ZM172 130V129H171ZM252 130V129H251ZM24 131V129H23ZM33 131V130H32ZM45 131V130H44ZM80 131V130H79ZM87 131V130H86ZM90 131V130H89ZM120 131V130H119ZM117 131V132H119ZM134 131V130H133ZM149 131V130H148ZM153 131V130H152ZM159 131V130H158ZM234 131V130H233ZM238 131V130H237ZM260 131V130H259ZM18 132L20 131H17V135H18ZM49 132V131H48ZM53 132V131H52ZM51 132V133H52ZM55 132V131H54ZM62 132V131H61ZM71 132V131H70ZM69 132V133H70ZM77 132V131H75ZM73 132V133H75ZM84 132V131H83ZM109 132V131H108ZM132 132V131H131ZM130 132V133H131ZM139 132V131H138ZM137 132V133H138ZM162 132V131H161ZM166 132V131H165ZM170 132V131H169ZM245 132H247L245 130ZM10 133V132H9ZM44 133V132H43ZM50 133V134H51ZM72 133V132H71ZM141 133V132H140ZM146 133V132H145ZM159 133V132H158ZM171 133V132H170ZM175 133V132H174ZM177 133V132H176ZM180 133V132H179ZM182 133V132H181ZM248 133V132H247ZM246 133V134H247ZM256 133V132H255ZM46 134V132H45ZM58 135V131L56 133ZM60 134V133H59ZM65 134H68V133H64ZM80 134V133H79ZM84 134V133H83ZM107 134V133H106ZM109 134V133H108ZM112 134V133H110ZM117 134V133H116ZM121 134V133H120ZM119 134V135H120ZM124 134V133H123ZM128 134V133H127ZM133 134V133H132ZM147 134V133H146ZM237 134H240L239 132H237ZM16 135V134H15ZM60 135H63V134H60ZM76 135H78L76 133ZM105 135V133L103 134ZM130 135V134H129ZM128 135V136H129ZM138 135V134H137ZM152 135V134H151ZM171 135V134H170ZM182 135V134H181ZM236 135V134H235ZM249 135V134H248ZM2 136V138H1ZM21 136V135H19ZM72 136V134H71ZM79 136V135H78ZM134 136V135H132ZM145 136H148V135H145ZM163 136V135H162ZM174 136V134H173ZM183 136V135H182ZM186 136V137H187ZM4 137V138H3ZM61 137V136H59ZM67 137V135H66ZM76 137V136H74ZM172 137V136H171ZM185 137V136H184ZM225 137V136H224ZM52 138H55V136L53 135ZM58 138V137H57ZM94 138V137H93ZM92 138V139H93ZM109 138V137H108ZM108 138H105V139H108ZM124 138V137H123ZM133 138V137H132ZM137 138V136L135 137ZM235 138V137H234ZM248 138V137H247ZM24 139V138H22ZM85 139V138H84ZM90 138V140H92ZM96 139H97V136H96ZM112 139V138H111ZM139 139V138H138ZM172 139V138H171ZM174 139V138H173ZM178 139V138H177ZM239 139V138H238ZM256 139V138H255ZM259 139V138H258ZM58 140V139H57ZM89 140V142H90ZM103 140V139H101ZM147 140V139H146ZM183 140V138H182ZM254 140V139H253ZM73 141V142H72ZM77 141V140H76ZM81 141V140H80ZM119 141V140H118ZM126 141V140H125ZM142 141V140H141ZM153 141V140H152ZM178 141V140H177ZM184 141H186L184 139ZM92 142V141H91ZM143 142V141H142ZM174 142V141H173ZM189 143V144H192ZM258 142V141H257ZM59 143V141H58ZM80 143V142H79ZM166 143V141H165ZM187 143V142H186ZM25 144V143H24ZM27 144V143H26ZM107 144V143H106ZM110 144V143H109ZM156 144V143H155ZM172 144V143H171ZM252 144V143H251ZM5 145H7V149H5ZM37 145V144H36ZM41 145V144H40ZM39 145V146H40ZM145 145V143H144ZM151 145V144H150ZM174 145V144H173ZM181 145V144H180ZM193 145V144H192ZM23 146V144L21 145ZM30 146V144H29ZM191 146V145H190ZM194 146V147H196ZM260 146V145H259ZM261 146H264L261 144ZM33 147V146H32ZM100 147V146H99ZM138 147V146H137ZM153 147V146H152ZM155 147V146H154ZM169 147V145H168ZM167 147V148H168ZM31 148V146H30ZM39 148V147H38ZM147 148V147H146ZM151 148V146H150ZM175 148V147H174ZM192 148V146H191ZM199 148H195L196 151H198V153L200 154L199 152ZM262 148V147H261ZM26 149V148H25ZM124 149V148H123ZM256 149V148H255ZM92 150V151H93ZM97 150V151H96ZM151 150V149H150ZM149 150V152H150ZM170 150V149H169ZM172 150V149H171ZM175 150V149H174ZM177 150V149H176ZM91 151V153H92ZM157 151H160V150H157ZM179 151V150H178ZM262 151H263V148H262ZM29 152V150H28ZM31 152V151H30ZM162 152V151H161ZM165 152V150H164ZM167 152V151H166ZM169 152V151H168ZM175 152V151H174ZM177 152V151H176ZM179 153V152H178ZM193 153V151H192ZM25 154V153H24ZM172 154V153H171ZM174 154V153H173ZM196 154V153H195ZM220 154V155H219ZM223 154V152H222ZM262 154V152H261ZM260 154V155H261ZM23 155V154H22ZM20 155V156H22ZM57 155V156H56ZM94 155V154H93ZM92 155V156H93ZM102 155V156H101ZM115 155V156H114ZM198 155V154H197ZM195 155V156H197ZM252 155V154H251ZM94 156V158H95ZM121 156V158H122ZM169 156V155H168ZM167 156V157H168ZM180 157V154L177 155ZM203 156H205L203 154ZM146 157V156H144ZM148 157V156H147ZM171 157V155H170ZM178 157V159H179ZM207 157V158H208ZM217 157V158H218ZM222 157V156H221ZM250 157V156H249ZM254 157V156H253ZM92 158V157H90ZM108 158V160H109ZM114 158V159H115ZM122 158V159H124ZM183 158V157H182ZM181 158V159H182ZM190 158V157H189ZM192 158V157H191ZM194 158V156H193ZM198 158V157H197ZM200 158V157H199ZM202 158V156H201ZM200 158V159H201ZM205 158V157H203ZM202 158V159H203ZM255 158V157H254ZM259 158V157H258ZM106 159V158H105ZM103 159V160H105ZM112 159V158H110ZM120 159V158H119ZM124 159V160H125ZM185 159V157H184ZM201 159V160H202ZM223 159V158H222ZM222 159H220L221 163H222ZM97 160V159H96ZM148 160V159H146ZM209 160V159H207ZM206 160V161H207ZM213 160V159H212ZM256 160V159H255ZM85 161V160H84ZM87 161V160H86ZM98 161V160H97ZM116 161V160H115ZM254 161V160H253ZM64 162V163H63ZM80 162V161H79ZM95 162V161H94ZM93 162V164H94ZM106 162H108L106 160ZM111 162V161H110ZM118 162V161H117ZM126 162V160H125ZM184 162V161H183ZM187 162V160H186ZM190 162V161H189ZM192 162V160H191ZM209 162V161H208ZM207 162V163H208ZM217 162V161H215ZM219 162V161H218ZM20 163V162H18ZM17 163V164H18ZM75 163V162H74ZM82 163V162H80ZM85 163V162H84ZM88 163V162H87ZM92 163V162H91ZM100 163V162H99ZM102 163V162H101ZM105 163V162H103ZM121 163V162H120ZM124 163V162H123ZM194 163V162H193ZM205 163V162H204ZM206 163V165H207ZM210 163V162H209ZM212 163V162H211ZM227 163V162H226ZM71 164V163H70ZM92 164V165H93ZM106 165H108L107 163H105ZM110 164V165H111ZM117 164V163H116ZM127 165H129V163H126ZM124 164V165H126ZM189 164V163H187ZM198 164V163H197ZM213 164V163H212ZM211 164V165H212ZM216 164V163H214ZM85 165V164H84ZM95 165V164H94ZM97 162H96V167H97ZM100 165V164H99ZM122 165V164H121ZM120 165V167L122 168V166ZM190 165V164H189ZM193 165V164H192ZM203 164H201V167H206V166H202ZM221 165V164H219ZM216 164V166H219ZM74 166V165H73ZM72 166V167H73ZM80 166V165H79ZM78 166V167H79ZM87 166V164H86ZM114 166H113V169H114ZM155 166V165H154ZM197 166V165H196ZM225 166V165H224ZM75 167V166H74ZM99 167V166H98ZM101 167V166H100ZM107 167V166H106ZM109 167V166H108ZM119 167V168H120ZM153 167V165H152ZM193 167V166H191ZM209 167V166H208ZM211 167H214L215 166H210ZM15 168V169H14ZM17 168V170H16ZM88 168V167H87ZM112 168V167H111ZM213 168V169H214ZM239 168V167H238ZM81 169V167H80ZM108 169V168H107ZM107 169L105 168L103 170V172L105 173V170L107 172ZM205 171H207L206 168H204ZM212 169V170H213ZM218 169V167H217ZM13 170H16L15 173H13ZM99 170V169H98ZM102 170V168H101ZM187 170V169H186ZM221 172L222 170H226L225 168L224 169H221ZM75 171V170H74ZM82 171V170H81ZM113 171V172H112ZM193 171V170H192ZM198 171V170H196ZM200 171V170H199ZM210 171V169H209ZM214 171V170H213ZM212 171V173H213ZM215 171H216V168H215ZM219 171V170H217ZM259 171V170H258ZM91 172V171H90ZM102 172V171H101ZM249 172V171H248ZM58 173H61L58 175ZM93 173V171H92ZM208 173V172H207ZM211 173V172H210ZM223 173H225L227 175L228 172L224 171ZM250 173V172H249ZM96 174V173H95ZM100 174V173H99ZM103 174V173H102ZM105 174V176H107ZM62 175V176H60ZM108 175V176H109ZM221 175V174H220ZM95 176V175H94ZM99 176V175H98ZM104 176V177H105ZM188 176V175H187ZM210 176V175H209ZM212 176H215V174H213ZM217 176V175H216ZM110 177V176H109ZM110 177V178H111ZM207 177V176H206ZM255 177V176H254ZM113 178H115L113 180ZM201 178V177H200ZM203 178V177H202ZM201 178V179H202ZM209 178V177H208ZM212 178V177H211ZM216 178V181H217V177ZM251 178V177H250ZM109 179V178H108ZM200 179V180H201ZM220 179V178H219ZM218 179V181H220ZM204 180V179H203ZM213 179L209 180V181H212ZM253 180V179H252ZM205 181H207L205 179ZM216 181L215 184H216ZM222 181V180H221ZM204 182V181H203ZM208 182V181H207ZM74 183V182H73ZM210 183L212 182H209V185ZM222 183V182H220ZM244 183V181L242 182ZM167 184V183H166ZM214 184V185H215ZM253 184V181L252 183ZM208 185V184H206ZM224 185V184H223ZM250 185V184H249ZM165 186V185H164ZM168 186V185H166ZM165 186V187H166ZM211 186V185H210ZM217 186L220 187V185L218 184ZM157 187V186H156ZM154 187V188H156ZM172 187V186H171ZM224 187V186H222ZM249 187V186H248ZM252 187V186H251ZM160 188V187H158ZM170 188V187H169ZM214 188V186H213ZM218 187H216L217 189ZM254 188V187H252ZM256 188V187H255ZM75 189V187H74ZM73 189V190H74ZM174 189V188H173ZM180 189V188H179ZM219 189V188H218ZM157 190V189H156ZM165 190L167 191V189L165 188ZM171 190V189H170ZM215 190V188H214ZM220 190V189H219ZM154 191V189H153ZM163 191V190H162ZM182 191V190H181ZM217 191V190H216ZM222 191V190H221ZM257 191V190H256ZM71 192H72V189H71ZM156 192V191H155ZM161 192V191H159ZM174 192H177V191H174ZM179 192V191H178ZM240 192H243V191H240ZM246 192V191H245ZM249 193V191H247ZM246 192V193H247ZM149 193V191L147 192V194ZM158 193V192H157ZM168 193V192H167ZM181 193V192H179ZM183 193V191H182ZM218 193V192H216ZM252 193V192H250ZM258 193V192H257ZM83 194V193H82ZM162 194V192H161ZM159 194V195H161ZM171 194V192H170ZM215 194V193H214ZM213 194V195H214ZM254 194V193H253ZM77 195V194H76ZM80 195V194H78ZM77 195V196H78ZM86 195V194H85ZM112 196L111 198L114 197L115 199V202L116 204L112 205V207H110L109 205H106V197L107 196ZM151 195V194H150ZM183 195V194H182ZM181 195V196H182ZM210 195V194H209ZM246 195V194H245ZM244 195V196H245ZM262 195V194H261ZM153 196V195H152ZM157 196V195H156ZM216 196V195H215ZM224 196V195H222ZM84 197V196H83ZM211 197V195H210ZM252 197V196H251ZM250 197V198H251ZM257 197V196H256ZM75 198V199H74ZM79 198V196H78ZM86 198V199H87ZM159 198V197H158ZM157 198V199H158ZM246 198V196H245ZM249 198V199H250ZM108 199V198H107ZM113 199V200H114ZM212 199V198H211ZM218 199V198H217ZM248 199V200H249ZM253 199V198H252ZM152 202H150V201ZM108 201V200H107ZM158 201V200H157ZM220 201V200H219ZM245 201V200H243ZM251 201V199H250ZM111 202V199L108 201V203ZM247 202V200H246ZM176 203V202H175ZM175 203L173 206H175ZM240 203V202H239ZM238 203V204H239ZM248 205V204H247ZM109 206V207H108ZM241 206V204H240ZM177 207V206H176ZM245 207V206H244ZM125 208V209H123ZM249 208V207H248ZM121 209V208H120ZM169 208H166V210H168ZM171 209V208H170ZM181 209V208H180ZM235 209V208H234ZM241 209V208H240ZM239 209V210H240ZM246 210V208H244ZM94 210L96 211L97 215L94 218V222H92L93 226H91V222H89L90 220V213L91 211ZM108 210V209H107ZM121 210V211H122ZM139 210V209H138ZM173 210V209H171ZM249 211V209H247ZM112 211V210H110ZM117 211V210H116ZM140 211V210H139ZM143 211V213H144ZM152 211V210H151ZM159 211V210H158ZM174 211V210H173ZM175 211H177L178 213H181L180 210L178 208L175 209ZM182 214L179 215V219H180V224H184V227H188V230L191 234V239H196L198 240L199 239V246L202 247L203 246V251H204V255L206 256V258H208L207 260H205V262L203 264H214L213 263V260L210 259L211 258V255L213 253L212 249L208 248L207 245L205 244V242L202 240V234H203V229H202V222L201 220L196 216V214L192 211H185V210H182ZM114 212V211H113ZM129 212V211H128ZM132 212V213H133ZM153 212V211H152ZM162 212V211H161ZM126 213V211H125ZM168 213V212H167ZM172 212L170 211V215L172 216L171 214ZM135 214V213H134ZM174 214V213H173ZM117 215V214H116ZM133 215V214H132ZM144 215V214H143ZM168 215V214H167ZM166 215V216H167ZM238 215H241V214H238ZM237 215V217H238ZM93 216V215H92ZM108 216V215H107ZM111 216H112V213H111ZM115 216V214L113 215ZM138 216V215H136ZM146 216V215H145ZM162 217V215H160ZM126 217V216H125ZM140 217V216H139ZM138 217V218H139ZM158 217V216H157ZM156 217V218H157ZM169 217V216H168ZM256 217V216H255ZM114 218V217H113ZM128 218V217H126ZM135 218V217H134ZM141 218V217H140ZM142 218H144V216H142ZM159 218V217H158ZM167 218V217H166ZM165 218V219H166ZM112 219V218H110ZM130 219V218H129ZM137 219V218H136ZM171 219V218H170ZM231 219V218H230ZM116 220V219H115ZM131 220V219H130ZM133 220V218H132ZM139 220V219H138ZM143 220V219H142ZM162 220H163V217H162ZM92 221V219H91ZM112 221V220H111ZM137 221V220H136ZM150 221V222H151ZM160 221V220H159ZM109 222V221H107ZM112 222H115V221H112ZM130 222V221H129ZM144 222V221H142ZM146 222V221H145ZM152 222V223H153ZM230 222V220H229ZM106 223V222H105ZM137 223V222H136ZM160 223V222H159ZM158 223V224H159ZM168 223H171V222H168ZM173 223V222H172ZM171 223V224H172ZM176 222H174L175 224ZM178 223V222H177ZM258 223V222H257ZM108 224V223H107ZM111 224V222H110ZM130 224V223H129ZM135 224V223H134ZM133 224V225H134ZM230 224V223H229ZM261 224H264V220L261 221ZM153 225V224H152ZM162 225V224H161ZM186 225V226H185ZM128 226V225H127ZM131 226V225H130ZM170 226V225H169ZM175 226V225H174ZM109 227V226H108ZM156 227V226H155ZM179 227V226H178ZM183 227V228H184ZM206 227V226H205ZM204 227V228H205ZM224 227V226H223ZM104 228V227H103ZM124 228V227H123ZM195 228V229H194ZM222 228V227H221ZM230 228V227H229ZM241 228V227H240ZM107 229V228H106ZM153 229V228H152ZM163 229V228H162ZM170 229V228H169ZM177 229V228H176ZM182 229V227H181ZM186 229V228H185ZM184 229V230H185ZM209 229V228H208ZM219 229V228H218ZM129 230V229H128ZM136 230V229H135ZM164 230H168V229H164ZM173 230V229H172ZM183 230V229H182ZM183 230V231H184ZM127 231V230H126ZM176 231V230H175ZM173 231V232H175ZM178 231V230H177ZM176 231V232H177ZM206 231V230H205ZM124 232V231H123ZM122 232V233H123ZM132 232V231H130ZM187 232V231H186ZM207 232V231H206ZM263 232V230H262ZM181 233V232H180ZM120 234V232H119ZM134 234V233H133ZM176 234V233H174ZM184 234V233H182ZM206 234V233H205ZM215 234V233H214ZM173 235V234H172ZM209 235V234H208ZM207 235V236H208ZM213 235V233H212ZM129 236V235H128ZM127 236V237H128ZM180 236V235H178ZM176 237V238H181L182 237ZM185 236V235H183ZM125 237V236H124ZM188 237V235H187ZM186 237V238H187ZM120 238V237H119ZM129 238V237H128ZM185 238V239H186ZM198 238V239H197ZM213 238V236L211 237ZM210 238V239H211ZM108 239V241L110 242V246L112 247V249H116L119 253L114 256L112 258L111 261H106L105 259V256L107 254H109L107 251H106V240ZM184 239V240H185ZM207 239V238H206ZM227 240V239H226ZM120 241V240H119ZM125 241H128V240H125ZM188 241V240H187ZM191 241V240H190ZM195 241V240H194ZM221 241V240H220ZM174 243V242H173ZM191 243V242H190ZM198 244V242H196ZM233 243V242H232ZM128 245V243H126ZM177 244V243H175ZM174 244V245H175ZM180 245V244H179ZM177 245V246H179ZM109 246V247H110ZM170 246V245H169ZM221 246V245H220ZM225 246V245H224ZM227 246V245H226ZM234 246V244H233ZM110 247V248H111ZM176 247V245H175ZM180 247V246H179ZM190 246H188L189 248ZM199 247V248H200ZM258 248V246H256ZM254 247V248H256ZM191 248V247H190ZM251 248V247H250ZM177 249V247H176ZM180 249V248H179ZM192 249V248H191ZM201 249V248H200ZM228 249V248H227ZM253 249V247H252ZM260 249V248H258ZM258 249L256 251H258ZM264 249V248H263ZM262 249V250H263ZM173 250V249H171ZM198 250V248H197ZM261 250V249H260ZM259 250V251H260ZM261 250V251H262ZM109 251V250H108ZM167 251V250H166ZM202 251V249H201ZM260 251V252H261ZM174 252V251H173ZM172 252V253H173ZM218 253H221L220 250L217 251ZM253 252H255V250H253ZM178 253V252H177ZM231 253V252H230ZM234 253V251H233ZM257 253V252H256ZM262 253V252H261ZM111 254V253H110ZM168 254V253H167ZM171 254V252H170ZM176 254V253H175ZM188 254V253H186ZM229 254V253H228ZM237 254V253H236ZM177 255V254H176ZM217 255V254H216ZM231 255V254H229ZM255 255V254H254ZM253 255V256H254ZM258 255V253H257ZM262 255V254H260ZM159 256V255H158ZM174 256V255H173ZM184 256V255H183ZM218 256V255H217ZM221 256V255H220ZM239 256V255H238ZM243 256V255H242ZM251 256V257H253ZM259 256V255H258ZM175 257V256H174ZM185 257V256H184ZM201 257H202V254H201ZM241 257V256H240ZM256 255L254 256V258L252 259H257ZM261 256H259L260 258ZM111 258V257H109ZM157 258V257H156ZM160 258V257H159ZM158 258V259H159ZM258 258V259H259ZM108 259V258H107ZM162 259V257L160 258ZM159 259V260H160ZM164 261L165 264H177L175 263L171 257H164ZM250 259V258H249ZM249 259L248 260V263L250 264V261ZM257 259V260H258ZM110 260V259H109ZM178 260V259H177ZM220 260V259H218ZM254 260V261H255ZM264 260V259H263ZM161 261V260H160ZM163 261V260H162ZM227 261V260H226ZM235 261V260H234ZM250 261V262H249ZM253 261V262H254ZM158 262V261H157ZM179 262V261H178ZM184 262V261H183ZM256 262V261H255ZM156 263V262H155ZM154 263V264H155ZM198 263V262H197ZM237 263V262H236ZM262 263V262H261ZM160 264H163V263H160ZM180 264H186V263H180ZM217 264V263H216ZM221 264V262H220ZM232 264V263H231ZM254 264V263H253Z\"/></svg>",
	"mask_w": 264,
	"mask_h": 264
},
{
	"label": "crops",
	"instance_id": "crops-1",
	"mask_svg": "<svg viewBox=\"0 0 264 264\" xmlns=\"http://www.w3.org/2000/svg\"><path fill=\"white\" fill-rule=\"evenodd\" d=\"M216 1L72 0V37L68 38V41L72 42V54L84 56L86 62L99 64L100 66L106 65L108 62L106 57L109 55L139 56L140 59L143 56L146 57L144 59L146 61L143 60L142 63H154L155 59L151 57L158 55V50H162V48L165 50L163 52L164 55L183 57L184 66L179 69L180 71L187 72V77L192 72L198 73V75L201 72V80L205 85L208 83L207 86L209 85L210 88L218 89L221 94H227L229 100L233 103L231 112L225 111L226 114L223 111L213 113V119L217 121L211 123L210 126L213 125V128H215L218 126V121L222 122L224 130L226 128L223 135L229 137L230 147L232 146L229 149L232 157V166L240 168L243 166L240 163L242 154L247 152V148L245 147V150H243L241 147L243 144L237 142V137H249L254 134L248 129V127H252L253 119L260 120L262 125L264 122V115H261L263 112H260V115H255L249 110L250 104H264V92L262 90L264 89V0ZM236 9L237 11H235ZM197 18L198 20H196ZM131 39H138V42L135 40V44ZM217 43L218 45H216ZM203 44L206 46L205 48ZM121 52L122 54H120ZM140 59H135L133 62L137 65L136 70L142 73L143 66H141ZM168 63L170 62L168 61ZM253 67H256V71ZM247 68L249 69L247 70ZM164 71H166V68H164ZM248 71L251 72V76L248 75L250 74ZM209 76L212 77V80H208ZM166 77H172V80L175 81L174 76ZM181 85L186 90V99L189 102L192 86L185 81L181 82ZM198 88H201V85ZM254 89L260 90L256 91ZM196 119H200V117H196ZM231 122H234V124ZM182 128L186 135L188 133L185 130L204 132L210 129L206 125L202 128ZM237 132L240 134H237ZM244 146L249 147L250 145L245 142ZM220 149L222 152L225 151L223 146ZM198 150L199 152H203L201 148ZM221 151L219 150V152ZM247 159L245 157V163Z\"/></svg>",
	"mask_w": 264,
	"mask_h": 264
}]
</instances>
